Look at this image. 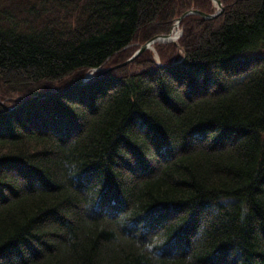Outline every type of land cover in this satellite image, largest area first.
<instances>
[{"label": "trees", "instance_id": "16d2710c", "mask_svg": "<svg viewBox=\"0 0 264 264\" xmlns=\"http://www.w3.org/2000/svg\"><path fill=\"white\" fill-rule=\"evenodd\" d=\"M219 1L7 111L216 8L0 0V264H264V0Z\"/></svg>", "mask_w": 264, "mask_h": 264}, {"label": "water", "instance_id": "95a60500", "mask_svg": "<svg viewBox=\"0 0 264 264\" xmlns=\"http://www.w3.org/2000/svg\"><path fill=\"white\" fill-rule=\"evenodd\" d=\"M213 3L216 5L217 7V11L212 14V15H209V14H205V13H202V12H198V11H194V10H190V11H187L185 12L181 17H179L178 19H176L173 27H172V30L170 31V33L167 35V36H164V37H161V38H158V39H154L144 45H142L134 54L131 58H129L128 60H126L124 63L120 64V65H117V66H114V67H109L105 70H103L100 75H87L85 76V78L79 82L78 84L70 87L68 90L70 89H74V88H78L80 86H83V85H86L88 84L92 79L98 77V76H102L103 74H106L108 72H111L117 68H120V67H123V66H126L128 64H130L131 62H133L135 60V58L143 51L145 50H148V49H151V46L154 44V43H172L174 44L176 47H178L177 45V39H178V35L176 34L177 31H178V28H179V23L180 21L185 18L186 16H189V15H198L200 18L204 19V20H213L215 18H217L221 11H222V7H221V4L218 0H212ZM179 48V47H178ZM184 58V55H182L181 57V60ZM60 92H48V93H45V94H40V95H37L35 97H33L31 100H40V99H45V98H48V97H52V96H55L56 94H58ZM30 100V101H31Z\"/></svg>", "mask_w": 264, "mask_h": 264}, {"label": "bare ground", "instance_id": "6f19581e", "mask_svg": "<svg viewBox=\"0 0 264 264\" xmlns=\"http://www.w3.org/2000/svg\"><path fill=\"white\" fill-rule=\"evenodd\" d=\"M176 34L178 35V31H177ZM140 47H141V46H140ZM140 47H139V48H140ZM139 48H138V49H139ZM138 49H137V50H138ZM178 49H179V48H178ZM133 54H134V53H133ZM132 56H133V55H132ZM132 56H131V57H132ZM131 57H130V58H131ZM136 58H137V57H136ZM136 58H135V59H136ZM127 60H128V59H127ZM134 61H135V60H134ZM134 61H133V62H134ZM180 61H181V58H180ZM133 62H131V63H133ZM123 63H124V62H123ZM131 63H130V64H131ZM121 64H122V63H121ZM119 65H120V64H119ZM128 65H129V64H128ZM116 66H117V65H116ZM120 68H122V67H120ZM117 69H119V68H117ZM87 75H88V74H87ZM87 75H86V76H87ZM99 75H100V74H99ZM103 75H104V74H103ZM84 78H85V77H84ZM84 78H83V79H84ZM94 79H95V78H94ZM92 80H93V79H92ZM92 80H91V81H92ZM89 83H90V82H89ZM70 87H72V86H70ZM70 87H67V88H65V89H62V90H60V91H51V92H60V93H58V94H61V93H64V92L71 91L72 89L68 90ZM47 93H48V92H47ZM43 94H45V93H43ZM58 94H56V95H58ZM38 95H40V94H38ZM56 95H55V96H56ZM35 96H37V95H35ZM35 96H33V97H35ZM33 97H31L29 100H26V101H23V102L19 103L17 106H14V107H11V108H5V109H6L7 111H13V110H15V109H17V108L23 107V106H25V105H27V104L33 102L34 100H31ZM52 97H54V96H52ZM48 98H50V97H48ZM45 99H47V98H45ZM30 100H31V101H30ZM40 100H44V99H40ZM35 101H39V100H35ZM0 105L3 106V104H2L1 102H0Z\"/></svg>", "mask_w": 264, "mask_h": 264}]
</instances>
